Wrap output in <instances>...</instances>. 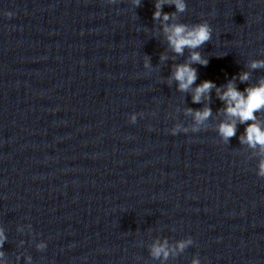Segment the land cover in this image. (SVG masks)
Wrapping results in <instances>:
<instances>
[{
	"label": "clouds",
	"instance_id": "clouds-1",
	"mask_svg": "<svg viewBox=\"0 0 264 264\" xmlns=\"http://www.w3.org/2000/svg\"><path fill=\"white\" fill-rule=\"evenodd\" d=\"M110 2L115 3V0H110ZM165 2H168V0H165ZM132 3L137 8L140 6L141 0H132ZM170 5H174L176 11L173 13H163L162 0H156V10L153 12L152 18L153 20L162 21L163 31L166 34L168 44L174 53L177 55H183L185 48L192 50L189 61L184 64L176 65L171 77L178 82V90L186 92L197 79L196 69L191 65L193 63H199L207 66L208 64V60L195 50L210 42L213 29L207 20L192 25L186 23H169V21L175 19L176 13H183L187 10L186 0H170ZM5 15L11 17L13 13L6 12ZM161 59H165V57L161 56ZM250 67L253 69L264 67V60H255L250 64ZM239 78L242 82L246 81L248 79V73L245 72L241 74ZM214 87H216V85L212 81H203L194 89L192 96L193 103H200L201 98L209 95ZM217 92L219 99L226 104V108L224 109L226 115L230 118H234L229 122H222L219 126L218 132L223 140L227 142L235 136L237 119L240 123L253 121V123L245 129V135L241 137V143L246 142L252 148L259 146L260 151L264 153V128L255 123V113L264 109V81H261L258 87L245 89V92L247 93L246 96L244 93L237 90L232 81L228 82L226 90L222 93L220 92V89H217ZM188 111L189 113L194 114V119L197 124L203 123L212 114L210 107H205L202 110L189 109ZM130 122H136L135 115L131 116ZM178 127L179 126L171 130L173 135L177 134ZM196 130L197 129L195 128L192 129V131ZM184 131L187 132L188 130L185 129ZM258 168L257 175L259 177H264V159L260 161ZM6 240L7 237L3 229L0 228V249L3 248ZM191 243V239L181 241L178 243L177 247L183 251V249ZM37 247L38 249H43L46 245L40 244ZM151 255L157 258L163 255L167 258L169 251L167 250L166 244L154 245L151 250ZM3 257L4 252L0 251V259ZM193 264H200V262L199 260H194Z\"/></svg>",
	"mask_w": 264,
	"mask_h": 264
}]
</instances>
